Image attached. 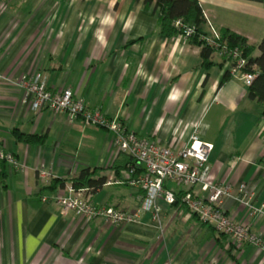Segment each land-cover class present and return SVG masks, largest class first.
Masks as SVG:
<instances>
[{
	"label": "crops",
	"instance_id": "1",
	"mask_svg": "<svg viewBox=\"0 0 264 264\" xmlns=\"http://www.w3.org/2000/svg\"><path fill=\"white\" fill-rule=\"evenodd\" d=\"M198 2L208 35L229 29L253 46L264 37V5ZM201 49L181 35L163 36L144 0H0V148L20 164L13 169L0 162V264H264V248L239 246L178 205L161 202L163 232L148 214L140 225L119 226L62 214L54 198L67 195L82 170L96 171L95 179L118 178L130 159L105 128L69 123L50 110L33 113L15 84L39 73L51 90H70L90 109L164 146H184L198 131L214 145V181L234 189L248 185L259 205L264 105L248 98L237 77L221 85L227 63L214 54L212 65H203ZM15 131L42 143L19 140ZM41 168L52 176L42 180ZM171 185L178 194L185 191ZM137 194L128 185H104L93 200L133 211ZM224 210L264 240V215L250 217L234 199Z\"/></svg>",
	"mask_w": 264,
	"mask_h": 264
},
{
	"label": "built area",
	"instance_id": "2",
	"mask_svg": "<svg viewBox=\"0 0 264 264\" xmlns=\"http://www.w3.org/2000/svg\"><path fill=\"white\" fill-rule=\"evenodd\" d=\"M176 26L182 29L180 35L186 40L195 33L193 27L183 25L181 21ZM218 37V31L212 29L210 35L203 37V40L215 48L216 55L227 63L230 75L239 78L249 87L255 80V74L245 70L247 60L243 52L239 48L217 43L214 39ZM15 84L23 91L24 105L33 113L50 110L65 114L69 123L81 120L85 126L105 128L112 134L114 147L130 159L121 176L108 179L105 185L119 184L136 188L140 205L135 210L127 211L97 204L93 200V189H75L70 184L67 195L54 198L62 214L74 212L78 217L89 220L100 218L112 226L140 225L142 216L148 214L153 227L163 232V202L168 206L178 205L184 208L201 223L212 227L218 234L229 237L239 246L249 244L264 248L263 238L253 233L248 223L236 222L224 210L225 201L234 199L246 208L250 217L262 216L264 203L256 204L255 194L246 184L234 189L230 185L214 181L210 166L214 145L202 141L198 131L184 146L179 143L164 146L129 131L120 118H109L99 109H90L85 99L75 97L70 90H51L39 73L25 76ZM0 162L13 169L20 168L17 157L2 148ZM38 173L42 180L52 176V172L44 168ZM170 183L185 189L180 199L178 193L168 187Z\"/></svg>",
	"mask_w": 264,
	"mask_h": 264
},
{
	"label": "trees",
	"instance_id": "3",
	"mask_svg": "<svg viewBox=\"0 0 264 264\" xmlns=\"http://www.w3.org/2000/svg\"><path fill=\"white\" fill-rule=\"evenodd\" d=\"M243 1L264 5V0ZM144 6L146 9L153 7V13L159 17L161 34L166 38H172L181 34L182 29L176 26L178 21H181L183 25L193 27L195 33L188 40L193 45H198L202 48L201 58L203 65L207 67L212 65L211 58L216 54V50L203 40V37L208 35L204 31L207 21L198 0H144ZM217 31L219 37L214 39V41L227 47L239 48L243 52L247 60L245 70L255 74V80L247 87L248 98L264 105V37L258 46H253L249 44L246 38L229 29H220ZM230 77H232L230 72H226L221 81V85ZM14 134L19 140L29 144L42 143V138L35 135H25L18 131H15ZM95 172L90 169L82 170L77 177L72 179L74 188L93 189V193L102 189L107 182V178L101 177L95 179ZM61 186L64 187V182L61 183ZM181 194H178V199H180Z\"/></svg>",
	"mask_w": 264,
	"mask_h": 264
},
{
	"label": "rangeland",
	"instance_id": "4",
	"mask_svg": "<svg viewBox=\"0 0 264 264\" xmlns=\"http://www.w3.org/2000/svg\"><path fill=\"white\" fill-rule=\"evenodd\" d=\"M171 186H176L175 184H172Z\"/></svg>",
	"mask_w": 264,
	"mask_h": 264
}]
</instances>
